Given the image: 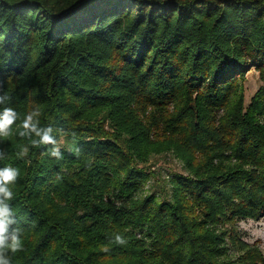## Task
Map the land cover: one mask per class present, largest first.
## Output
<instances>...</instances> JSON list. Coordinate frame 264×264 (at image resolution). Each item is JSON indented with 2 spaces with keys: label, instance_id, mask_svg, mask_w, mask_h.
<instances>
[{
  "label": "trees",
  "instance_id": "1",
  "mask_svg": "<svg viewBox=\"0 0 264 264\" xmlns=\"http://www.w3.org/2000/svg\"><path fill=\"white\" fill-rule=\"evenodd\" d=\"M0 98L17 114L0 137L19 172L12 264L261 261L210 226L264 218V0H0ZM30 112L56 145L19 135ZM170 150L186 174L144 193Z\"/></svg>",
  "mask_w": 264,
  "mask_h": 264
},
{
  "label": "clouds",
  "instance_id": "2",
  "mask_svg": "<svg viewBox=\"0 0 264 264\" xmlns=\"http://www.w3.org/2000/svg\"><path fill=\"white\" fill-rule=\"evenodd\" d=\"M3 102V98H0V103ZM38 112H30L24 116L21 121V128L23 129L19 135L21 137L35 135L39 139H32V147H40L41 145H56L57 141L51 135L53 129L51 127H40L39 121L34 120V116H38ZM17 119V114L11 108H6L2 114H0V137L8 136L11 132V125ZM28 147H22V150L18 153L20 158L27 156ZM50 155L61 157L59 147H53L50 151ZM19 175L18 169L12 167L0 168V264H12L9 253L15 254L23 250V243L20 229L12 228V225L17 221L14 218L15 213L10 206L9 201L13 199V193L10 190L9 185L14 183ZM118 245H126L127 240L117 234L115 241ZM105 252L109 251L107 247L103 249Z\"/></svg>",
  "mask_w": 264,
  "mask_h": 264
},
{
  "label": "rangeland",
  "instance_id": "3",
  "mask_svg": "<svg viewBox=\"0 0 264 264\" xmlns=\"http://www.w3.org/2000/svg\"><path fill=\"white\" fill-rule=\"evenodd\" d=\"M260 84L261 81L258 72L254 68H248L244 71L242 78H238L237 88L242 92L241 95L243 97L244 106L248 104L251 96L255 93ZM169 108L171 109L170 106ZM147 165H149L150 170L153 171L155 175L150 176V178L144 183V193L152 188L164 186L165 183L168 185L167 175H169V173L177 172L186 174L187 172V168L183 161L176 153H173L172 150L165 152V154L154 155L152 159L148 161ZM141 192H139V194ZM210 227L217 233L222 229L232 228L239 240L249 247L253 246L258 249L261 257V261L258 264H264V218H260L259 220H239L233 224H218ZM229 251L232 250L230 249Z\"/></svg>",
  "mask_w": 264,
  "mask_h": 264
}]
</instances>
